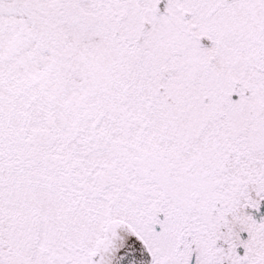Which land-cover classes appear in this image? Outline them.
<instances>
[{"label": "snow or ice", "instance_id": "6c2138e0", "mask_svg": "<svg viewBox=\"0 0 264 264\" xmlns=\"http://www.w3.org/2000/svg\"><path fill=\"white\" fill-rule=\"evenodd\" d=\"M0 264H264V0H0Z\"/></svg>", "mask_w": 264, "mask_h": 264}]
</instances>
